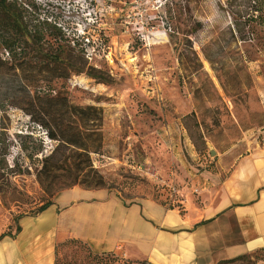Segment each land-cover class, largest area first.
Masks as SVG:
<instances>
[{
  "label": "rangeland",
  "instance_id": "rangeland-1",
  "mask_svg": "<svg viewBox=\"0 0 264 264\" xmlns=\"http://www.w3.org/2000/svg\"><path fill=\"white\" fill-rule=\"evenodd\" d=\"M20 1L33 6L24 20L43 40L22 38L10 51L2 43L13 33L0 27V236L72 189L57 190L61 171L41 177L49 192L40 183L56 143L22 110L33 96L103 110L93 168L127 204L149 197L176 208L188 194L198 203L241 156L264 147V0ZM42 19L62 26L70 46ZM62 47L83 58V73L49 80L47 60ZM243 256L226 264H264V249ZM55 264L146 263L67 240Z\"/></svg>",
  "mask_w": 264,
  "mask_h": 264
},
{
  "label": "crops",
  "instance_id": "crops-1",
  "mask_svg": "<svg viewBox=\"0 0 264 264\" xmlns=\"http://www.w3.org/2000/svg\"><path fill=\"white\" fill-rule=\"evenodd\" d=\"M59 195L0 240V264H55L67 240L146 264H218L264 249V147L241 156L198 203L184 196L181 211L149 197L127 204L106 189Z\"/></svg>",
  "mask_w": 264,
  "mask_h": 264
},
{
  "label": "trees",
  "instance_id": "trees-1",
  "mask_svg": "<svg viewBox=\"0 0 264 264\" xmlns=\"http://www.w3.org/2000/svg\"><path fill=\"white\" fill-rule=\"evenodd\" d=\"M29 6L33 9L30 3L22 4L20 0H0V27L13 33V39L4 40L2 45L10 51L15 52L13 49L16 44H20L22 38L36 44L43 40V33L29 30L28 24L24 20L23 11L26 9L23 7L30 9ZM41 21V24L50 31L52 39L67 42L70 46L71 42L66 41V32L62 26L49 19H42ZM21 43L25 44L24 42ZM71 53H73L71 49L62 47L60 52L54 54L55 57L47 60L51 65L48 72L49 80H68L72 74L83 73L85 65V62H81L83 58L80 60ZM18 55L20 54H15V56ZM48 65L46 64L45 67ZM22 110L33 124L45 131L48 140L56 143L55 149L43 158L42 169L38 175L40 183L46 191L49 192L48 188L42 184L41 177L43 178V174L47 171L49 174L61 171L63 182L57 190L74 187L84 190L105 188V182L93 168L91 160V155L99 154L103 146L102 126L104 118L101 108L92 105L77 106L65 96L57 94L53 96L47 92L41 96H33ZM59 153L60 158H57ZM51 205L52 202H46L36 211L35 216ZM175 207L180 211L182 210L179 204ZM20 230L19 223H16L14 234H3L0 236V240L4 237L16 236ZM244 258L245 256H239L218 264L233 263Z\"/></svg>",
  "mask_w": 264,
  "mask_h": 264
},
{
  "label": "water",
  "instance_id": "water-1",
  "mask_svg": "<svg viewBox=\"0 0 264 264\" xmlns=\"http://www.w3.org/2000/svg\"><path fill=\"white\" fill-rule=\"evenodd\" d=\"M210 155L211 156H214L215 155V152L213 150H210Z\"/></svg>",
  "mask_w": 264,
  "mask_h": 264
},
{
  "label": "built area",
  "instance_id": "built-area-1",
  "mask_svg": "<svg viewBox=\"0 0 264 264\" xmlns=\"http://www.w3.org/2000/svg\"><path fill=\"white\" fill-rule=\"evenodd\" d=\"M172 191H173V192H175V189H173V188H172ZM193 192H195V193H196L197 191H196V190H194Z\"/></svg>",
  "mask_w": 264,
  "mask_h": 264
}]
</instances>
